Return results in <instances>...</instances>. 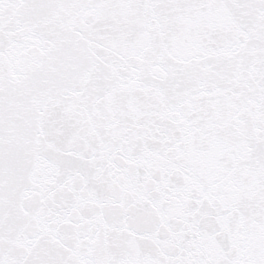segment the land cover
<instances>
[{
	"label": "snow or ice",
	"instance_id": "6c2138e0",
	"mask_svg": "<svg viewBox=\"0 0 264 264\" xmlns=\"http://www.w3.org/2000/svg\"><path fill=\"white\" fill-rule=\"evenodd\" d=\"M0 264H264V0H0Z\"/></svg>",
	"mask_w": 264,
	"mask_h": 264
}]
</instances>
